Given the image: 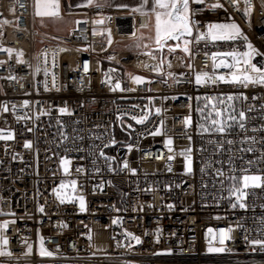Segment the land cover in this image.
<instances>
[{
	"label": "built area",
	"instance_id": "2783aa9c",
	"mask_svg": "<svg viewBox=\"0 0 264 264\" xmlns=\"http://www.w3.org/2000/svg\"><path fill=\"white\" fill-rule=\"evenodd\" d=\"M34 2L0 0V21L9 22L0 26V49H13L11 55L0 50V105L7 106L0 108V130L13 135L0 139V210L15 214L0 215V223L9 221L3 235L12 253L0 256V264H264V247L251 243L264 240V183L245 190V208L228 193L231 175L264 179V86L215 79L231 80L235 69L217 66L232 63L231 57L217 56L215 63L213 57L246 51L248 42L264 54V0H250V15L244 0L239 9L232 0H190L198 23L184 37L189 52L171 42L179 49H164L162 57L156 48L114 49L147 27L148 15L113 4L73 12L61 6L63 16L78 20L60 33L36 25ZM217 2L227 11L207 7ZM229 22L242 30L235 41L196 42L209 23ZM253 63L264 65V55ZM204 73L213 80L197 84L196 75ZM133 76L144 82L136 84ZM223 109V119L231 113L237 121H228L232 127L224 134L205 132ZM145 114L144 123L132 119ZM157 128L160 134L153 135ZM61 182L71 198L63 204L52 191ZM229 227L231 239L221 243V230ZM41 237L52 256L39 254ZM209 246L225 250L209 252Z\"/></svg>",
	"mask_w": 264,
	"mask_h": 264
},
{
	"label": "snow or ice",
	"instance_id": "6c2138e0",
	"mask_svg": "<svg viewBox=\"0 0 264 264\" xmlns=\"http://www.w3.org/2000/svg\"><path fill=\"white\" fill-rule=\"evenodd\" d=\"M149 0H142L141 4L133 7L131 9L134 13H139L140 15H153L155 17V41L157 48H163L164 44L168 40H176L179 41L184 37H191L193 35V29L196 26L198 22H195L191 19L195 15V12H193L190 8V0H151L152 7L148 9ZM94 3V0H87V3L85 5H78V6H91ZM191 3L194 4H204L205 0H191ZM245 9L244 14L250 15L251 13V4L250 0H244ZM232 5L239 9V0H232ZM97 7H100L101 5L97 4ZM118 7H128L127 5H119ZM210 9H217V8H224L225 11L227 9L222 3H215L207 5ZM35 15L40 17H58L60 15V4L59 0H35ZM9 23L7 20L0 21V26L3 24ZM141 27H144V25H141ZM242 35V30L235 22H229V23H209L207 25V32L206 33H198L195 36L196 42H199L203 39H210L211 41H235L238 37ZM245 41H247V37H244ZM184 45L183 48L184 52H189L188 44L190 41L188 39H184ZM111 43V39L109 38V44ZM137 47H140L139 44L136 45ZM145 47H147L145 45ZM176 47H180L179 44L176 45ZM246 51L238 52L236 50L225 52V53H213L214 57V63H215V57L217 56H223V57H231L232 63H227L225 61H221V65L217 66H223L225 68L229 69H235L231 73V80H226L224 76H218L215 79L219 81L229 82V83H239L242 84L244 87H248L249 84L253 85H262L264 86V65H259L257 63H253V59L256 56L264 55L260 53L256 48L253 47V45L248 42L246 43ZM3 51H7L9 55L12 54L13 49H0ZM169 51H173V49H169ZM150 54V53H149ZM45 55V62L47 60V53ZM23 56V52L17 53V62L23 63L22 59H20ZM155 58V57H153ZM171 66V65H169ZM85 71L88 70L87 64L84 65ZM37 72L39 69L37 68ZM155 71L160 72V67H156ZM45 76L48 75L47 71L44 73ZM171 76L172 74L169 73ZM11 79V77H10ZM133 82L136 84H140L144 82V78L140 76H133L132 77ZM196 83L202 84L207 81L213 80V77L209 76L208 73L204 74H197L196 75ZM116 88H120V84L117 83L115 85ZM45 89L47 90V84L45 83ZM122 90V89H121ZM233 97L229 96L228 100H232ZM25 106H27L28 101L24 102ZM15 107V106H13ZM215 107V106H214ZM0 108H2L4 111H7V106L0 105ZM67 108H61L60 112L64 113L67 112ZM161 109L157 108L156 112L159 113ZM227 111V109L223 110H216L215 116L220 119L213 118L211 120V128H204L203 130L205 132L215 131L216 133L224 134L227 132L232 125L228 124V121H237V117L234 114H229L227 117V120L223 119L224 112ZM234 111V110H233ZM211 115V114H210ZM19 119V117H18ZM132 119L136 120L137 123H144V121L147 119V114L144 116L138 118L136 116H133ZM245 119V113L241 111L239 113V120L243 121ZM239 127L241 129H244V124L239 123ZM153 135L160 134V129L157 128L155 133H152ZM13 138V135L11 132H8L7 134L4 133V130H0V139L2 140H11ZM190 139V138H189ZM254 140V138H252ZM229 144L232 143V141H227ZM112 144H115L116 141L113 139L111 141ZM168 145H171L172 140L168 139L166 141ZM30 142H25L24 147L28 148L30 147ZM108 145H105L107 147ZM129 149H131V146H129ZM186 152H191V149H186ZM248 151H252L251 148L248 149ZM102 156L104 155L103 152L100 153ZM183 155V153H182ZM173 157L169 156L168 159L171 160ZM106 159H114V158H107ZM252 162L249 161V164ZM68 164L69 161L67 159L62 160V166L65 173H68ZM124 167L127 168V161L124 162ZM185 171L191 172V157L186 156L185 157ZM134 171V170H133ZM203 171V169H202ZM218 175H223L222 172L218 170ZM239 179V186H237V182ZM229 180L231 181V185L228 189L229 197H235V201L239 204V207L245 208L246 204L243 202L244 198L246 197V189L249 187H260L262 183H264V179H262L259 175H248L245 174L239 178H237L235 175L229 176ZM71 187L73 192H75L77 187V181L72 180L70 181ZM66 187V185L61 182L58 188H53L52 191L56 196V199L61 203H65L66 200H70L71 198L68 197L66 194L62 192V190ZM79 200V205L81 211L85 209V198L81 195L77 197ZM233 207H236L237 204L233 203ZM40 212H43V206H41L38 209ZM0 215H15L14 213H4L2 210H0ZM14 223V221H12ZM9 221H5L3 223H0V256H11L12 253L8 250H6V247L9 243V240L6 236L3 235V232L8 227ZM115 223V221H113ZM213 230L211 228L208 229V232L211 233ZM223 232V239L220 241L223 243L225 240L231 239V236L229 235L232 231L231 227H229L227 230H221ZM129 236L133 240L136 241L137 244H139L140 238L128 233ZM215 239V237H214ZM41 247L39 250V254L41 256H52L53 253L49 250H47L43 246V237L40 238ZM251 243L253 245H260L261 247H264V240H252ZM225 249L223 247H212L209 246L208 251L209 252H222ZM171 251L170 249L168 250ZM31 252V245H28V253ZM26 253V254H28Z\"/></svg>",
	"mask_w": 264,
	"mask_h": 264
},
{
	"label": "rangeland",
	"instance_id": "374dc122",
	"mask_svg": "<svg viewBox=\"0 0 264 264\" xmlns=\"http://www.w3.org/2000/svg\"><path fill=\"white\" fill-rule=\"evenodd\" d=\"M95 2H97V0H94V3ZM61 3H59L60 9L62 6L64 11L67 12L81 11L85 7V6L84 7L79 6L82 8L79 9L72 8L67 10ZM34 9L36 11L35 2H34ZM64 11H60V15L58 17H48V16L40 17L35 15L36 25L43 29H49L60 33H67L77 22L78 18L75 16H63L62 12ZM148 18H149V24L147 27L138 29L136 35L130 37L129 39H121L115 45L114 49L135 51V50L155 48L157 46L155 41V17L153 15H148ZM184 39L185 38H182L180 40L181 44H184L183 42ZM137 44H139L140 47H137L136 46ZM145 45L147 47H145ZM47 264H56V263H47ZM65 264H80V263H65Z\"/></svg>",
	"mask_w": 264,
	"mask_h": 264
},
{
	"label": "crops",
	"instance_id": "0c3cea01",
	"mask_svg": "<svg viewBox=\"0 0 264 264\" xmlns=\"http://www.w3.org/2000/svg\"><path fill=\"white\" fill-rule=\"evenodd\" d=\"M141 2L142 0H97V2H95L94 4L96 3L113 4L118 9L131 10L133 7L140 5ZM59 3L61 2L59 1ZM85 3H87V0H63L62 1L63 6L67 10L72 9V8L74 9L82 8V7H79L78 5H82V4L85 5ZM119 5H127L128 7H118ZM147 7L148 9L152 7L151 0H149Z\"/></svg>",
	"mask_w": 264,
	"mask_h": 264
},
{
	"label": "water",
	"instance_id": "95a60500",
	"mask_svg": "<svg viewBox=\"0 0 264 264\" xmlns=\"http://www.w3.org/2000/svg\"><path fill=\"white\" fill-rule=\"evenodd\" d=\"M99 22H101V21H99ZM187 37V36H186ZM180 41V40H179ZM179 41H176V40H168V41H166L165 42V44H164V46H163V48L161 49V48H157V46L155 47L156 49H158L160 52H161V57H162V54H163V51H164V49H168V48H171V49H173V50H177V49H179V47H176V45L178 44H176V45H168L169 43H171V42H179Z\"/></svg>",
	"mask_w": 264,
	"mask_h": 264
}]
</instances>
